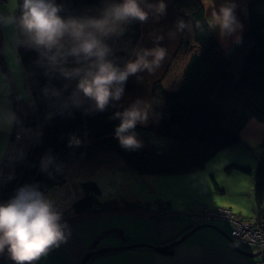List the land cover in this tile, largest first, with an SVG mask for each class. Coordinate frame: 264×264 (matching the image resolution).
Segmentation results:
<instances>
[{
	"label": "trees",
	"instance_id": "trees-1",
	"mask_svg": "<svg viewBox=\"0 0 264 264\" xmlns=\"http://www.w3.org/2000/svg\"><path fill=\"white\" fill-rule=\"evenodd\" d=\"M54 2L62 9L59 14L69 18L99 16L104 7L121 0ZM167 10L174 26L173 32L178 34L176 50L180 49L185 56V63L178 80L169 86L161 82V77L169 73L170 61L175 53L164 66L163 62L160 63L159 67H164L161 76L147 90V120L139 123L134 130L142 146L133 151L121 148L115 137V128L120 122L116 113L123 112L122 108L119 109L120 99L110 101L103 112L95 111L88 101L83 107H72L69 96L73 88L61 81L72 84L75 81L46 75L45 61L25 43L26 37L15 24L17 59L26 74L31 103L24 104L19 110L14 102L16 120L10 147L17 149V155L13 168L7 170L3 201L13 198L17 189L24 185H34L42 193L63 185L67 173L57 170L56 166L64 157L76 161L85 149L90 152L98 147L110 150L141 176H179L201 172L209 160L239 143L245 136L254 137L264 146V0L247 3L244 33L232 54H227L220 46L210 23L212 13L202 0H171ZM15 14L19 15L18 6ZM181 24L183 27H180ZM121 27L123 33L111 36L106 43L113 50L111 58L123 67L133 59L142 42L144 22L133 20ZM70 66L75 65L70 63ZM53 90L59 95L54 96ZM73 135L81 141L79 146H69ZM46 156L53 157V164L42 171L41 161ZM262 168L259 165L250 181L253 189L249 186V190L254 193L251 216L235 214L221 206L212 211L228 209L236 219L254 223L259 228L263 223L261 228L264 229ZM233 169L253 173L251 168L235 164L229 165L226 171ZM211 177L215 189L223 193ZM79 189L82 196L75 199L70 207L73 220L89 215H130L148 207L134 201H100L99 186L92 181L82 182ZM162 205L169 206L168 203H161L160 207ZM198 211L193 213L207 215L210 210L204 208ZM209 222L228 223L231 237L232 222L224 218L201 220L203 225ZM192 223L190 217V225ZM181 224L184 226L185 222ZM192 228L189 227V230ZM231 239L238 243L235 238ZM226 246L234 250L231 244ZM242 249L245 252L252 250L247 247ZM90 250H95V245ZM5 252L6 248L0 256ZM162 252L171 254L172 250ZM263 261L264 257H261L256 263Z\"/></svg>",
	"mask_w": 264,
	"mask_h": 264
},
{
	"label": "rangeland",
	"instance_id": "rangeland-1",
	"mask_svg": "<svg viewBox=\"0 0 264 264\" xmlns=\"http://www.w3.org/2000/svg\"><path fill=\"white\" fill-rule=\"evenodd\" d=\"M21 1L16 0V4ZM170 1L163 0L166 8L164 14L160 15L146 7L148 4L155 5L160 0H141V7L149 12V16L144 22L142 42L131 60H135L136 54L143 50L163 48L166 54L161 62L164 66L175 53L170 61L169 73L161 77V82L165 86L172 85L178 80L185 63V56L180 49L176 50L178 34L173 32L169 25L167 8ZM249 1L252 0H202L211 13L218 14L220 7L223 6H235L234 15L239 27L231 34H222L219 26L216 27V24L212 23L211 16V26L220 46L227 54L233 53L244 33ZM12 5L13 0H0V14L9 15L13 10ZM16 9L17 7L15 11ZM17 45L15 24L0 23V166L5 163V158L11 150L10 137L14 132L16 120L14 102L19 110L24 104L31 103L26 74L17 59ZM159 66L151 72L143 70L129 76L120 98L119 109L122 108L124 111L136 105L148 113V95L143 94L141 85L148 80L151 87L163 71L164 67ZM52 75L60 78L55 73ZM61 82L71 88L75 86L72 83ZM9 114L15 117L11 123L6 119ZM15 136L16 139L17 135ZM93 151L85 149L76 161L64 157L59 169L67 173L66 182L43 193L61 213V222L67 220L71 222L64 229L65 240L41 256L36 261L38 264H79L90 252L92 245H95V250L137 243L155 245L159 240H166L171 232L175 234L178 229L181 231L188 229L189 214L204 208L213 210L221 206L231 209L235 214L241 213L242 216L248 217L251 214L254 197V193L251 192L253 188L249 190L250 181L253 180L259 165L264 169V146L254 137L247 136L239 143L220 151L205 164L201 172L179 176H141L110 150L98 147ZM232 164L251 168L253 173L246 174L237 169L227 172L226 168ZM211 176L223 193L215 189ZM87 181L95 182L99 186L100 201L108 199L119 203L122 200L134 201L148 205L147 210L130 215L108 214L98 217L89 215L73 220L71 204L82 196L79 186ZM161 203H168L170 211H162ZM182 221L185 222V228L181 224ZM209 224L216 228L198 229L175 246L172 254L155 252L149 247L141 246L94 255L85 264H156L155 259L168 262L171 260L157 256L173 258L184 256L193 246L198 245H203L205 254L211 259L209 263L212 264H246L261 260L260 255L248 257L234 250L225 249L226 245L230 246L226 239L231 231L228 223ZM169 239L168 243L174 241L173 237ZM77 259L78 262L75 263Z\"/></svg>",
	"mask_w": 264,
	"mask_h": 264
},
{
	"label": "clouds",
	"instance_id": "clouds-1",
	"mask_svg": "<svg viewBox=\"0 0 264 264\" xmlns=\"http://www.w3.org/2000/svg\"><path fill=\"white\" fill-rule=\"evenodd\" d=\"M17 6L18 16L15 14ZM146 7L163 15L166 5L160 0ZM234 7L223 6L218 14L212 13V23L219 26L222 34H231L239 27ZM12 8L9 15L0 14V23L18 26L26 37L25 43L45 61L46 75L55 73L64 80L75 81L69 96L72 107H83L88 101L95 111L103 112L110 101L121 98L129 76L143 70L153 71L166 54L163 48L146 49L123 67L111 58L113 50L106 40L122 34V24L148 19L149 12L141 7V0L110 4L96 17L64 18L59 14L61 7L54 0H22L19 5L13 0ZM52 94L58 96L59 92L53 90ZM116 116L120 122L115 128V137L120 147L128 151L140 148L142 144L134 130L147 120V112L133 105ZM14 118L9 114L6 119L11 123ZM68 143L79 146L81 141L73 135ZM50 164H53V157H44L41 170H47ZM56 167L59 170V166ZM61 221V213L36 186L18 188L13 198L0 204V253L6 248L15 264H32L65 240L67 225Z\"/></svg>",
	"mask_w": 264,
	"mask_h": 264
},
{
	"label": "bare ground",
	"instance_id": "bare-ground-1",
	"mask_svg": "<svg viewBox=\"0 0 264 264\" xmlns=\"http://www.w3.org/2000/svg\"><path fill=\"white\" fill-rule=\"evenodd\" d=\"M167 12V11H166ZM168 15V14H167ZM168 20H169V25L172 27V29L174 28V26L172 25V23L170 22V19H169V17H168ZM149 85H150V81H148V80H145L143 83H142V85H141V90H143V94L144 95H146L147 94V90H148V87H149ZM142 94V95H143ZM16 155H17V149H15L14 147H11V150H9V152H8V154H7V156H6V158H5V163L4 164H2L1 166H0V204H4V203H7L9 200H5V201H3L1 198H2V190H3V188H4V186H5V184H6V180H7V170L9 171L11 168H13V166H14V162H15V158H16ZM161 209H162V211H164V212H169L170 210H169V206H164V205H162L161 206ZM224 210H228V209H224ZM203 215L202 214H194V213H191L190 214V217H191V220H192V224L190 225V227H193L191 230H193L194 228H196V227H198V226H200V225H203V224H201V217H202ZM65 220H67V219H65ZM67 226H68V224H69V222H68V220L66 221V222H64ZM189 227V226H188ZM183 228H185L184 226H183ZM182 228V229H183ZM199 229H201V228H199ZM191 230H189V228L188 229H183L182 231L180 230V229H178V231H177V233L175 234V236L173 237V240L174 241H177V240H179L181 237H183L185 234H187V233H189ZM197 231V230H196ZM193 234V233H192ZM191 235V234H190ZM189 235V236H190ZM188 236V237H189ZM187 237V238H188ZM186 238V239H187ZM230 238H235V237H233L232 235H231V237ZM236 239V238H235ZM185 240V239H184ZM183 240V241H184ZM233 240V239H232ZM237 240V239H236ZM183 241H181V242H183ZM234 241V240H233ZM238 241V240H237ZM172 242V241H171ZM171 242H169V243H171ZM181 242H179V243H181ZM235 242V241H234ZM168 243V240H164V241H158L155 245H148V244H146V246H143V247H149L150 248V246L151 247H158V246H165V245H168L169 244ZM178 243V244H179ZM236 243V245L240 248V249H242V248H244L245 246H242V244L238 241V243L237 242H235ZM142 244H145V243H142ZM178 244H176L175 246H177ZM132 245H134V244H132ZM127 246H130V245H127ZM127 246H122V247H127ZM174 246V247H175ZM174 247H172V248H167V249H165V250H163V251H166V250H172L173 251V248ZM152 249V248H151ZM97 250V249H96ZM120 250H126V249H120ZM152 250H154V249H152ZM243 250V249H242ZM155 252H159V253H163L162 251H156V250H154ZM108 253V252H107ZM247 253H252V254H258V255H260L262 258L264 257V249L263 250H251V251H249V252H247ZM163 254H166V253H163ZM172 254V253H171ZM205 254V253H204ZM95 255H98V254H95ZM100 255V254H99ZM257 255V256H258ZM94 256V255H93ZM205 258H207L208 259V257L209 256H207L206 254H205ZM91 258V257H90ZM203 259V258H202ZM210 262V260L208 259V262L205 260L204 262H200V263H198V264H212V263H209ZM0 264H15V262L14 261H12L11 259H10V256H9V254H8V252H5L2 256H0ZM32 264H38L36 261H33L32 262ZM185 264H190V263H188V262H185ZM252 264H257L256 263V261L255 262H253ZM260 264H264V261L261 263L260 262Z\"/></svg>",
	"mask_w": 264,
	"mask_h": 264
},
{
	"label": "built area",
	"instance_id": "built-area-1",
	"mask_svg": "<svg viewBox=\"0 0 264 264\" xmlns=\"http://www.w3.org/2000/svg\"><path fill=\"white\" fill-rule=\"evenodd\" d=\"M216 211H208L209 213L207 215H203L201 220H218L220 218L227 219L232 222L233 225L231 235L235 237L242 244V246L251 248L252 250L264 249V229L261 228L263 223H260L259 228L254 223H249L243 219H236L229 210Z\"/></svg>",
	"mask_w": 264,
	"mask_h": 264
},
{
	"label": "water",
	"instance_id": "water-1",
	"mask_svg": "<svg viewBox=\"0 0 264 264\" xmlns=\"http://www.w3.org/2000/svg\"><path fill=\"white\" fill-rule=\"evenodd\" d=\"M203 227L216 228L215 226L210 225V224L200 225V226L194 228L193 230H191L189 233L185 234L183 237H181L177 241H172L171 243H169L168 245H165V246H158V247H151L150 246V248H152V249H154L156 251H163V250H165L167 248H172L176 244H178L179 242H181L184 239H186L190 234L194 233L196 230H198L199 228H203ZM226 238L228 239L229 243L233 247L234 251H236L237 253H239L241 255L248 256V257H254V256L258 255V254H252V253L245 252L244 250L240 249L236 245V243L229 236H226ZM141 246H146V244L137 243V244L130 245V246H127V247H110V248H102V249H98V250H90V252H88L86 254V256L81 260V262L79 264H85L90 259V257H92L95 254H103V253L112 252V251H116V250H120V249H131V248H137V247H141Z\"/></svg>",
	"mask_w": 264,
	"mask_h": 264
},
{
	"label": "crops",
	"instance_id": "crops-1",
	"mask_svg": "<svg viewBox=\"0 0 264 264\" xmlns=\"http://www.w3.org/2000/svg\"><path fill=\"white\" fill-rule=\"evenodd\" d=\"M250 188H251V186H250ZM175 234L172 233V232L169 233V235L166 238V240L170 241L169 238L174 237ZM225 249H230V248L228 246H225ZM204 253L205 252H204L203 245H198V246H193L192 249H191V251L189 253L185 254L184 256H178L176 258H173V257H165V256H157L158 258H168L171 261L165 262V261H160L158 259H155V261H156V264H185V262H188L190 264H198L201 261L204 262L206 260L208 262V259L211 260L209 257H208V259L205 258L206 256H205ZM216 257L217 256H215L214 258L216 259ZM77 262H78V259L76 260L75 263H77Z\"/></svg>",
	"mask_w": 264,
	"mask_h": 264
}]
</instances>
